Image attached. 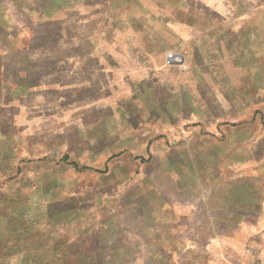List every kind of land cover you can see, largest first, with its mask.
I'll return each instance as SVG.
<instances>
[{"label": "rangeland", "instance_id": "rangeland-1", "mask_svg": "<svg viewBox=\"0 0 264 264\" xmlns=\"http://www.w3.org/2000/svg\"><path fill=\"white\" fill-rule=\"evenodd\" d=\"M0 23V264H264V209L225 234L185 172L264 132V0H0ZM220 78L251 106L207 111Z\"/></svg>", "mask_w": 264, "mask_h": 264}, {"label": "crops", "instance_id": "crops-1", "mask_svg": "<svg viewBox=\"0 0 264 264\" xmlns=\"http://www.w3.org/2000/svg\"><path fill=\"white\" fill-rule=\"evenodd\" d=\"M0 28L4 29L1 23ZM225 79H218L214 90V98L217 99L207 103L209 106L206 105L207 111L236 112L239 106L242 108L238 110L249 108L251 106L250 87L242 89L243 98L239 99L236 98L238 96L235 97L234 88H230L225 83ZM254 93L260 94L261 91L257 89L252 95ZM216 121L217 126L234 124V121L229 120ZM250 128L252 130H243V136H240L241 132L235 129L224 133L227 140L225 145L219 143L207 145L206 148L215 154V159L204 160L201 154L199 156L197 148H201V152L205 146L190 145L185 149L188 161L186 164L188 168L185 171L186 179L190 185L199 187L202 193L208 194L207 206L211 209L212 222L217 224L221 232L225 234L231 227L233 228L235 223L239 224L247 221L248 218L259 217L264 212H262L264 209V132L260 136H255L253 125ZM235 131H238L239 135ZM236 136L242 139H236ZM229 156L236 158L239 164L245 163V168H235L234 163H226L225 159ZM222 224H227L226 229ZM226 237L229 236L226 235Z\"/></svg>", "mask_w": 264, "mask_h": 264}, {"label": "trees", "instance_id": "trees-1", "mask_svg": "<svg viewBox=\"0 0 264 264\" xmlns=\"http://www.w3.org/2000/svg\"><path fill=\"white\" fill-rule=\"evenodd\" d=\"M65 159H67V157H64ZM69 164H71L72 166H74L76 169H78V170H82V169H86L87 167H85V166H78L77 164H75V162L74 161H70L69 162Z\"/></svg>", "mask_w": 264, "mask_h": 264}]
</instances>
